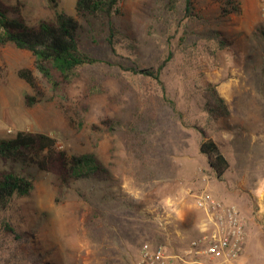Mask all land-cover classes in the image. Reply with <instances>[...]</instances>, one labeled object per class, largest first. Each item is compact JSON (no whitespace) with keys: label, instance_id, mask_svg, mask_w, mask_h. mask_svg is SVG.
I'll return each mask as SVG.
<instances>
[{"label":"rangeland","instance_id":"374dc122","mask_svg":"<svg viewBox=\"0 0 264 264\" xmlns=\"http://www.w3.org/2000/svg\"><path fill=\"white\" fill-rule=\"evenodd\" d=\"M1 1L30 26L57 11L76 17L81 47L96 61L53 87L29 51L1 44L0 139L43 132L68 156L92 154L102 170L64 182L57 172L0 159V172L11 168L33 182L28 195L0 209V264H138L144 242L178 252L195 234L201 215L191 194L201 189L247 217L236 264H264L256 214L264 184V0H191L188 11L185 0H118L112 46L106 20L78 16L75 0ZM160 63L159 81L139 71ZM23 68L34 86L18 76ZM202 132L228 161L221 179L199 152ZM169 200L160 224L154 213Z\"/></svg>","mask_w":264,"mask_h":264},{"label":"trees","instance_id":"16d2710c","mask_svg":"<svg viewBox=\"0 0 264 264\" xmlns=\"http://www.w3.org/2000/svg\"><path fill=\"white\" fill-rule=\"evenodd\" d=\"M52 7L57 0H48ZM118 0H75V12L80 17L93 16L107 22V42L112 46L118 33L111 17L117 12ZM191 0H185L188 11ZM18 12V9H14ZM79 21L63 11H57L52 21H40L36 26L27 25L20 14L9 16L8 9L0 0V45L12 43L31 53L34 68L53 87L68 82L77 70L96 61L86 52L78 36ZM163 66L140 69V73L150 75L159 81ZM18 76L30 86L35 85V77L28 68L18 71ZM203 134V132H202ZM202 140L199 152L206 157L209 168L217 179H221L228 168V161L218 145L210 138ZM0 159L35 165L38 169L57 172L62 181L91 177L102 170L92 154L70 155L56 148V139L43 132L19 130L13 137L0 139ZM33 188L31 178L14 169L0 172V209L9 207L17 197L26 196ZM5 225H7L5 223Z\"/></svg>","mask_w":264,"mask_h":264},{"label":"built area","instance_id":"2783aa9c","mask_svg":"<svg viewBox=\"0 0 264 264\" xmlns=\"http://www.w3.org/2000/svg\"><path fill=\"white\" fill-rule=\"evenodd\" d=\"M189 194V192H188ZM201 212L195 234L178 252L161 243L144 242L138 249V264H236L247 239V217L235 204L225 202L207 189L191 194ZM170 200L154 213L160 224L168 220ZM169 206V207H167ZM264 230V184L260 188L256 211Z\"/></svg>","mask_w":264,"mask_h":264},{"label":"crops","instance_id":"0c3cea01","mask_svg":"<svg viewBox=\"0 0 264 264\" xmlns=\"http://www.w3.org/2000/svg\"><path fill=\"white\" fill-rule=\"evenodd\" d=\"M194 207V206H193ZM196 211V213L198 214V218L200 217L199 215H201V212L198 209H194ZM198 220V219H197Z\"/></svg>","mask_w":264,"mask_h":264}]
</instances>
